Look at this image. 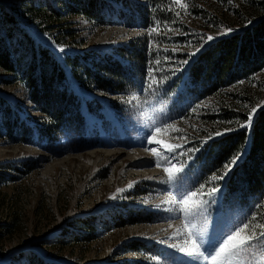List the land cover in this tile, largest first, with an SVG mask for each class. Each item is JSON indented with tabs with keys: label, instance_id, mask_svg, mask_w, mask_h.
I'll return each mask as SVG.
<instances>
[{
	"label": "rangeland",
	"instance_id": "1",
	"mask_svg": "<svg viewBox=\"0 0 264 264\" xmlns=\"http://www.w3.org/2000/svg\"><path fill=\"white\" fill-rule=\"evenodd\" d=\"M78 1L82 0H0V27L6 32L3 37L14 48V57L21 65L14 73L0 69V264H210L171 247L188 242L183 235L185 221L157 207L175 189L162 183L168 176L164 169L171 165L157 166L151 149H156L161 161L165 145L198 149L184 152L182 159L187 164L181 174V190L197 191L203 186L194 200L208 198L206 193L212 187L219 188L215 196L221 194L224 173L230 167L214 173L211 168L200 167L197 157L204 156L210 148L207 143L214 139L209 137L217 136L216 132L225 134L228 128L246 130L240 125L247 122L251 109L264 105V92L259 87L264 70L224 84L216 93L205 96L200 93L203 83L195 86L189 66L198 53L217 40L254 23L257 15L244 20L236 10L247 16L251 3L258 0H183L188 5L186 12L171 0H153L150 4L149 0H95L99 2V20L75 13L81 8ZM131 1L148 9L143 11L148 17L145 24L138 18L133 20L136 6L130 5ZM164 7L169 17L163 20L160 9ZM8 16H13L21 27L11 28ZM157 24L158 32H151ZM229 28L234 31L220 35ZM24 30L48 50L45 62L52 61L51 66L57 67L61 62L67 74L78 66L76 57L80 65H92L101 56L124 60L128 65L123 48H130L131 41L143 36L148 63L155 67L152 78L161 86L149 89L148 81L134 84L126 92L93 87L92 93L80 94L76 82L80 78L72 80L70 75H63L59 89L82 96L93 105L88 108L84 100L80 106L90 134L85 138L64 131L52 146L31 143L18 132L21 122L33 129L41 116L24 79L30 59ZM207 35L216 38L200 47ZM191 52L195 55L189 58ZM184 60L188 63H180ZM167 69H176L175 74ZM246 86L257 97L246 117L225 111L224 100L233 101L235 106L246 102L243 97L235 99L238 93L244 96ZM94 97L98 99L95 107ZM115 98H120L119 109L113 105ZM103 120L111 122L109 129ZM10 125L18 133L11 135ZM156 127L160 131L148 143ZM117 134L123 143L114 139ZM156 141L162 143L157 146ZM31 163L34 168L29 170ZM172 163L180 167L177 161ZM222 175V179L212 181L213 176ZM237 198L231 195L227 203ZM145 199L148 204L142 203ZM207 206L199 223L205 224L206 218L208 237L215 235L214 225L216 234L231 228L227 223L216 224L217 213L227 204H213L214 210ZM248 214L245 223L249 227L242 235L264 231V213L251 210ZM247 253L234 257L231 264H264V241H253Z\"/></svg>",
	"mask_w": 264,
	"mask_h": 264
},
{
	"label": "trees",
	"instance_id": "2",
	"mask_svg": "<svg viewBox=\"0 0 264 264\" xmlns=\"http://www.w3.org/2000/svg\"><path fill=\"white\" fill-rule=\"evenodd\" d=\"M151 1L153 0H149L148 3L150 4ZM78 2L81 8L74 10L75 13L81 12L89 18L99 20V2L95 0ZM130 5L136 6V14L133 13V20L136 21L135 18H138L140 23L145 24L148 17L143 11L145 9L146 12L148 9L143 4L139 7L137 2L131 1ZM147 6L149 8V5ZM165 9V7L160 9L163 20L169 17V13H166ZM40 10L41 7L38 8V11ZM236 11L241 14L244 20L257 15L255 16L256 21L250 25L246 24L247 26L243 29L237 30L211 44L198 53L194 63L189 66V75L196 83L195 86L198 83H203L201 90L203 93L200 92L202 95L207 96L212 92L216 93L224 84L232 83L237 79L250 78L251 75L264 70V0L252 2L251 8L247 10L249 14L245 15V18L240 9ZM7 20L11 28L20 26L13 16H8ZM142 20L144 21L142 22ZM24 32V37H27L26 39L29 41L27 51L30 55L24 70V79L30 89V98L35 103V107L39 110L41 116H39V122L33 128L34 131L29 125L21 122L18 132L19 135L31 143L36 142L41 145L52 146L58 143L64 131L70 133L72 131L78 137L87 138L88 122L80 110L83 97L68 93L65 89H59L58 82L63 75L65 77L70 75L72 80L80 78L76 81L79 89L90 93L93 92V87L98 90L109 89L126 92L134 84L143 85L149 81V70L153 68L148 63V55L143 47L145 45L143 36L131 41L130 48H123L126 53L125 58L130 64L126 65L124 60L123 62L119 59L101 56L100 60L92 62V65H80L77 62L78 57H76V65L78 66H73L72 71L67 74L61 62H59L60 66L58 67L57 65L51 66L52 61L46 63L45 60L49 57L48 50L44 47L41 48L42 46L33 39V36H30L27 30H24ZM5 33L3 27H0V69L6 73H14L20 70L21 65H19L17 57H14V48L4 40ZM21 42L22 40L18 43ZM259 87L264 92V79L259 82ZM247 88L246 86L245 89ZM251 92L248 88L243 91L244 96H239L238 93L235 99L243 97L246 102L237 104V106L233 104V101L224 100L222 103L227 102L228 106L225 104L223 109L225 111H235L236 115H245L246 117L257 101V97ZM149 96L150 94L147 95V98ZM233 97L234 95H232V100H234ZM94 99L95 107L98 104V99L96 97ZM117 100H120V98H115L113 105L119 109ZM87 104L90 109L93 108L91 101ZM222 112L221 117L225 114L223 110ZM41 121L45 123L43 124ZM212 122L214 123V121ZM103 124L106 128L110 125L109 122H103ZM206 124L209 123L206 122ZM13 125H10L11 135L18 133ZM35 134L37 135L36 139L34 138ZM211 138L214 139L208 143L206 142L210 144V148L205 151L204 156L197 158L201 163L200 167L211 168V171L220 174L221 171H225L229 167V164L231 166L233 159L239 157L225 178L221 194L222 199L219 207H224L226 204L227 207L217 213L216 217L221 225L227 222L226 218H231L233 224L229 225L235 227L243 220L247 221L250 216L248 213L251 210L258 212V214L259 212L264 213V105L256 109L249 130L235 131L233 129L220 137L213 136ZM115 140L121 141L120 135L117 134ZM33 165L30 164L29 170L34 168ZM231 195H236L238 198L234 202H232L234 199H231L230 202L228 200L229 203H227V199L231 198ZM246 201L250 203L246 204ZM207 208L208 210L214 209L213 201L209 202ZM129 245L131 247L135 246L132 243Z\"/></svg>",
	"mask_w": 264,
	"mask_h": 264
},
{
	"label": "snow or ice",
	"instance_id": "3",
	"mask_svg": "<svg viewBox=\"0 0 264 264\" xmlns=\"http://www.w3.org/2000/svg\"><path fill=\"white\" fill-rule=\"evenodd\" d=\"M171 3H174L181 8H183L186 12L188 5L183 3V0H171ZM169 11L173 9L169 8ZM176 16L180 15V12L177 11ZM159 24L157 27L151 29V32H158ZM172 31V29H169ZM234 31L229 28L226 29L224 33H220V35H226L228 32ZM151 32L149 34H151ZM216 37L212 35H207L206 40L202 39L200 41V47H203L204 44L214 40ZM200 49L197 48L196 51ZM164 51H168V49H164ZM175 51V49H173ZM195 55V52L188 53L189 58ZM159 63V62H158ZM182 64H187L188 60H184L180 62ZM155 69L149 70V83L148 87L151 89L153 85L156 87H160L161 85L157 84L156 81L152 78V72ZM167 72H171L173 75L175 74L176 69H167ZM256 111V108H252L251 112L248 115V120L245 124H241L240 127L247 129L251 128L252 125V114ZM171 127V125H168ZM233 129L228 128L225 131H232ZM160 131V127H156L153 133H150L151 140L147 141L151 143L155 140V134ZM221 132H216L215 135H222ZM211 137H209L210 139ZM162 142L156 141L157 146H159ZM166 152L165 158L163 161L159 159V153H157L156 149H151L154 157H157L153 162L159 166L161 163L166 165H171V167H166L164 171L168 173L166 179L162 181L163 184L169 185L175 189L174 193L169 191L168 200L164 201L161 205L157 207L161 209L163 212L175 214L176 218L180 216L183 217L185 223L183 227L186 229L184 232V237L188 241L184 246H178L176 244H172V248H178V250L182 253H185L188 257L196 259H203L204 261H210V264H231V261L234 257H240L247 255V249L252 247L253 241H264V231L259 232L257 235L246 236L242 235L245 232V229L249 227L248 223H244L243 226H235L231 228L221 229V231L216 234L217 226H213V233L215 234L213 237L207 236L206 231V218L205 224H200L199 220L203 216L206 206L209 203V200L215 196V194L219 191L218 187H212L209 192L206 193L209 199H196L193 197L197 196V191L202 192L203 186L200 187L197 191L188 190L182 191L181 186L183 182V175H181L184 171V167L187 164V160L182 159L185 151H198V149L193 150H185L182 144L176 145H165ZM236 157L233 159L232 163L235 164ZM173 161H177L180 164V167H176L173 164ZM225 175L227 173H224ZM223 175L220 177L213 176L212 181L216 179H222ZM148 179H151L149 177ZM132 185H129L131 187ZM120 191V190H118ZM167 191V189H166ZM116 198V197H113ZM142 203L148 204L149 201L147 199L143 200ZM261 228H264V225H261ZM164 243V241H161Z\"/></svg>",
	"mask_w": 264,
	"mask_h": 264
}]
</instances>
